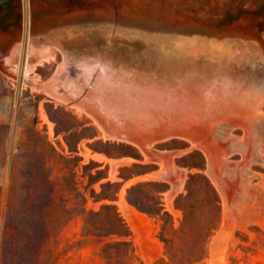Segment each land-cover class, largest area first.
I'll return each instance as SVG.
<instances>
[{"label": "rangeland", "instance_id": "obj_1", "mask_svg": "<svg viewBox=\"0 0 264 264\" xmlns=\"http://www.w3.org/2000/svg\"><path fill=\"white\" fill-rule=\"evenodd\" d=\"M32 2L33 79L18 97L7 78L24 0L0 31V264H264V0H123L120 11L116 0ZM187 23L203 33L169 31ZM60 66L83 91L98 71L109 83L196 74L190 84L232 101L225 111L244 126L220 120L198 139L218 140L215 167L183 133L117 139L77 109L80 98L47 97ZM236 105L251 119L233 115Z\"/></svg>", "mask_w": 264, "mask_h": 264}, {"label": "bare ground", "instance_id": "obj_2", "mask_svg": "<svg viewBox=\"0 0 264 264\" xmlns=\"http://www.w3.org/2000/svg\"><path fill=\"white\" fill-rule=\"evenodd\" d=\"M32 1L33 0H24L25 3L24 14L26 16L24 32L26 33L27 29H29V37L31 40V46H30L31 63L33 58L32 40L34 34L33 33L34 23L32 20V15L30 16V20H29V14H32L34 9L33 6L34 4ZM116 4H117L116 8L119 9V11L120 9L123 10L124 8L127 7L126 5L123 4V0H116ZM40 7H37V9L40 10L41 9ZM24 32H23V41L25 39ZM52 58H53V54L48 53L43 57V61L45 62L50 61ZM60 67L57 69L55 76L52 77L53 79L43 85V87H45L47 97L52 99L53 101H56V103L60 102L63 104L69 103V101L73 100L74 98H80V101L77 104L78 105L77 109L81 112L86 113L90 118L93 119L95 123H97L100 126V128L109 127L118 131L119 135H117L118 136L117 139L133 140L134 138H136L137 135L146 136L147 134H149V132H151V135H153L154 131L156 134L157 127L168 128L170 126H173L177 132H181L179 133V135L182 136V132H185L183 133L186 135L185 139L191 144V146L203 151L206 157L208 158L209 163L211 165H214L216 164L214 162L219 156L218 153L220 152V150H221L220 153H222L223 151L221 148L219 150L220 146L218 144L217 145L215 144V142L218 140L211 143L210 142L211 139L208 141H206L205 139L206 142L204 143L207 144L203 146L201 145L198 139H200V137L201 139L203 137L209 139L211 137V134H213L214 136V133H212L214 132L212 131L213 126L216 123H219L220 120H224V121L226 120L229 123L227 127L230 128V130L231 127L232 128L236 127V126H232L233 123H237V125L239 126L240 125L244 126V123L241 120L235 121V119H233L232 116L226 113L225 111L228 109L227 108L228 105L230 104L232 105V101L230 102L228 101L229 102L228 105H226L227 102L225 104L224 102H219V98H217L218 95L213 93V91H210V89L208 88H198V86H195L190 83H184L182 85L176 86L175 88H169V87L165 88V87H160V86L158 87L151 85L146 80H139L138 82L137 81L125 82L124 80H119L115 78L113 79L116 83H109L111 82V80H108L106 74L102 73V71H98L95 77L91 80L93 83V87L88 91L87 90L83 91L84 88L78 86V84L73 85L71 83L73 82L74 79L73 78L74 76L72 75L73 72L70 73L66 71L67 67L66 68L65 67L60 68ZM29 71L30 72L32 71L31 64L28 72ZM89 77L90 78L92 77V73L90 74ZM70 85L72 86L69 87ZM203 87L205 86L203 85ZM246 105L245 107H243L244 105L243 106L239 105L240 107L236 105V107H234L235 108L234 110L232 109L229 110L233 111L232 113L233 115L234 114H236V116L241 115L243 117L242 118L243 120H246L247 118L251 119V117H249L250 111L247 109L249 105L247 108ZM79 106H81L82 108ZM211 109L213 110V112H215V115L209 117L208 115ZM261 126L262 125H260L259 127ZM220 128L218 131L222 130L221 126ZM245 128H247L246 132L250 133V129L248 127ZM251 128H253L254 130V125L253 126L251 125ZM218 131L215 132L218 133ZM103 133L104 135L102 137L104 138L107 135L105 131ZM254 133L255 132H253L252 137H254L253 136L255 135ZM213 139L214 138H212V141ZM196 140H198L199 143ZM143 141L145 140L143 139L142 142ZM249 143L251 142H248V144ZM146 147L147 146H145V148ZM148 149L150 150L151 148ZM152 152L150 151V154ZM144 154L149 156V154L146 153ZM262 156L264 159V155ZM221 157L222 156H220V158ZM98 158L99 157L97 156L96 159ZM161 158L162 159L164 158L166 160L167 156L166 157L163 156ZM151 160L153 161V159ZM219 165L221 164L219 163ZM213 177L216 178L215 176ZM127 208H129V206H127ZM124 211H128V210H124Z\"/></svg>", "mask_w": 264, "mask_h": 264}, {"label": "water", "instance_id": "obj_3", "mask_svg": "<svg viewBox=\"0 0 264 264\" xmlns=\"http://www.w3.org/2000/svg\"><path fill=\"white\" fill-rule=\"evenodd\" d=\"M8 0H0V4H3L5 2H7ZM216 12V11H214ZM213 12V13H214ZM119 16L116 15V18H118ZM210 18V17H209ZM210 20H212L210 18ZM214 23H218V21L214 22ZM190 23H187L186 25H174L173 27H170L169 28V31L172 32V33H182V32H186V31H190V32H193V31H198V32H202V30H197L195 27H192V26H189ZM243 29L241 28H238V30H236L237 32H241ZM168 31V30H167ZM168 31V32H169ZM241 38V37H240ZM263 48H264V44H262ZM113 77H117L119 80H124L122 77H118V76H113ZM134 79V81H139V80H145L142 78V76H137V77H134L132 78ZM199 79V75L197 76L196 74H168L167 77L163 78L162 81H159L158 78H154V79H150L148 82L151 84V85H154V86H160V87H169V88H175L176 86H179V85H182L184 83H196V82H199L198 81ZM178 133H181V132H177L173 126H170L168 128H162V127H157L156 128V134H155V131L153 133V135H151V132H149V134H147L146 136L148 137V139L150 140H154V139H164V138H167V137H170V136H174V135H177ZM182 133H185V132H182ZM137 137L133 139L134 142H137L140 144V142L137 141Z\"/></svg>", "mask_w": 264, "mask_h": 264}, {"label": "built area", "instance_id": "obj_4", "mask_svg": "<svg viewBox=\"0 0 264 264\" xmlns=\"http://www.w3.org/2000/svg\"><path fill=\"white\" fill-rule=\"evenodd\" d=\"M31 14H29L30 20ZM24 19L26 22V16L24 15ZM30 23V22H29ZM24 41L22 43L21 52L18 56L17 61V72L14 76L7 78V87L8 90L11 91L15 97L21 96L28 90V82L33 79V71H29V67L31 64V55H30V46L31 40L29 37V29H27L26 33L24 32ZM42 117L43 124L46 125L48 132H51V125L45 120V118L39 114V117Z\"/></svg>", "mask_w": 264, "mask_h": 264}, {"label": "flooded vegetation", "instance_id": "obj_5", "mask_svg": "<svg viewBox=\"0 0 264 264\" xmlns=\"http://www.w3.org/2000/svg\"><path fill=\"white\" fill-rule=\"evenodd\" d=\"M16 0H8L7 2L0 4V31L4 30L3 22L9 20L12 17L13 9L11 4ZM5 11L4 15L2 13Z\"/></svg>", "mask_w": 264, "mask_h": 264}, {"label": "trees", "instance_id": "obj_6", "mask_svg": "<svg viewBox=\"0 0 264 264\" xmlns=\"http://www.w3.org/2000/svg\"><path fill=\"white\" fill-rule=\"evenodd\" d=\"M130 178H133V177H130ZM129 178V179H130ZM128 179V180H129ZM140 186V184H136V185H133V186H131L129 189H128V192H131V191H133V190H135V189H137L138 187ZM128 199V201L131 203V204H133V205H135L136 207H138L140 210H143L141 207H139V204H137L136 202H134L133 200H131V198L130 197H128L127 198ZM107 208V207H106ZM150 215H152V213H150V212H148ZM118 214H116V217H117V221H118ZM129 236V235H128Z\"/></svg>", "mask_w": 264, "mask_h": 264}]
</instances>
